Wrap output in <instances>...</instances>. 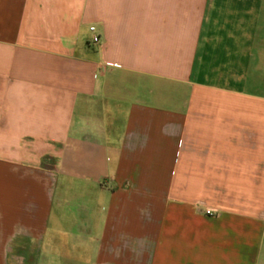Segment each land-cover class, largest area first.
<instances>
[{
  "label": "crops",
  "instance_id": "0c3cea01",
  "mask_svg": "<svg viewBox=\"0 0 264 264\" xmlns=\"http://www.w3.org/2000/svg\"><path fill=\"white\" fill-rule=\"evenodd\" d=\"M88 247L264 264V0H0V264Z\"/></svg>",
  "mask_w": 264,
  "mask_h": 264
},
{
  "label": "rangeland",
  "instance_id": "374dc122",
  "mask_svg": "<svg viewBox=\"0 0 264 264\" xmlns=\"http://www.w3.org/2000/svg\"><path fill=\"white\" fill-rule=\"evenodd\" d=\"M184 208L185 207L182 208V206L170 205V206H168V209H167L166 213L167 214L176 215V216L177 215H181L182 213H188V214L195 213V210H194L195 208L192 209L191 207H187V210L186 211H183ZM244 223H245L246 228L248 230L249 229L259 230V226H258L259 224H257V223L249 222L248 221V222H241L240 225L243 227ZM91 249H92V247H88V249H87V255H81L80 256L81 257L80 259L82 261L86 262V264H91L93 262V254L91 252ZM173 255H176V253L174 252ZM78 257L79 256L78 255H75V254H72L71 255L72 260H76V259H78ZM171 261H172L171 264H174V262H178V259H176V261L174 259L171 260ZM179 264H187V260L186 261H182V262L179 261ZM229 264H238V263L231 262ZM246 264H250V263L247 262Z\"/></svg>",
  "mask_w": 264,
  "mask_h": 264
},
{
  "label": "built area",
  "instance_id": "2783aa9c",
  "mask_svg": "<svg viewBox=\"0 0 264 264\" xmlns=\"http://www.w3.org/2000/svg\"><path fill=\"white\" fill-rule=\"evenodd\" d=\"M90 31L94 33V32L96 31V29H95L94 27H91V28H90ZM100 41H101V37H100L98 34H95V35L93 36V40H92V42H93L94 44H98V43H100Z\"/></svg>",
  "mask_w": 264,
  "mask_h": 264
}]
</instances>
